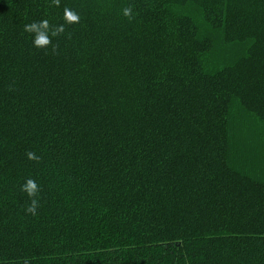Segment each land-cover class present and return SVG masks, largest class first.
<instances>
[{
	"label": "trees",
	"instance_id": "trees-1",
	"mask_svg": "<svg viewBox=\"0 0 264 264\" xmlns=\"http://www.w3.org/2000/svg\"><path fill=\"white\" fill-rule=\"evenodd\" d=\"M0 264H264V0H0Z\"/></svg>",
	"mask_w": 264,
	"mask_h": 264
},
{
	"label": "clouds",
	"instance_id": "clouds-1",
	"mask_svg": "<svg viewBox=\"0 0 264 264\" xmlns=\"http://www.w3.org/2000/svg\"><path fill=\"white\" fill-rule=\"evenodd\" d=\"M123 14H124L125 16H130V14H131V9H130V8H125V9H123ZM68 18H69L70 20H76V19H77V17H76L75 15L71 14V13L68 14ZM42 26H43V27H46V26H47V25H46V22H45L44 24H42ZM36 29H37V26H36L35 24H32V25H26V26H25V31H29V32H31V31H34V30H36ZM47 43H48V40L44 37L43 34L39 35L38 38H37L36 41H35V44H36V45H46ZM28 155H29V159H34V158H35L31 153H29ZM23 190H25V191L27 192V195H28L29 197H33V196H35V194H36V191H37V185H36L33 181L29 180V181L27 182V184L24 186V189H23ZM35 206H36V201L33 200V201H32V206H31V208H30L29 210L34 211Z\"/></svg>",
	"mask_w": 264,
	"mask_h": 264
}]
</instances>
